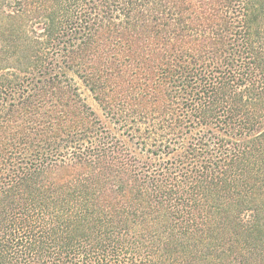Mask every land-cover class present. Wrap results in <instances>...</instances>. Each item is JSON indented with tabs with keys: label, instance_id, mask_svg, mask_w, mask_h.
Returning a JSON list of instances; mask_svg holds the SVG:
<instances>
[{
	"label": "trees",
	"instance_id": "16d2710c",
	"mask_svg": "<svg viewBox=\"0 0 264 264\" xmlns=\"http://www.w3.org/2000/svg\"><path fill=\"white\" fill-rule=\"evenodd\" d=\"M0 264H264V0H0Z\"/></svg>",
	"mask_w": 264,
	"mask_h": 264
},
{
	"label": "rangeland",
	"instance_id": "374dc122",
	"mask_svg": "<svg viewBox=\"0 0 264 264\" xmlns=\"http://www.w3.org/2000/svg\"><path fill=\"white\" fill-rule=\"evenodd\" d=\"M82 91H83V95L86 97V100H88V103L93 104L91 101L92 99L89 97V94L87 92H85L83 89H82Z\"/></svg>",
	"mask_w": 264,
	"mask_h": 264
}]
</instances>
